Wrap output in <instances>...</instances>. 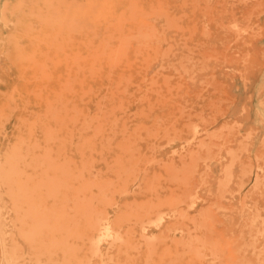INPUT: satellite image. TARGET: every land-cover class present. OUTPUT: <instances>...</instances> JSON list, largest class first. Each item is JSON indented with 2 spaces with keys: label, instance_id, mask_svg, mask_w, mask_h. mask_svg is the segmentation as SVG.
Listing matches in <instances>:
<instances>
[{
  "label": "rangeland",
  "instance_id": "rangeland-1",
  "mask_svg": "<svg viewBox=\"0 0 264 264\" xmlns=\"http://www.w3.org/2000/svg\"><path fill=\"white\" fill-rule=\"evenodd\" d=\"M99 220L264 264V0H0V264H100Z\"/></svg>",
  "mask_w": 264,
  "mask_h": 264
},
{
  "label": "bare ground",
  "instance_id": "bare-ground-1",
  "mask_svg": "<svg viewBox=\"0 0 264 264\" xmlns=\"http://www.w3.org/2000/svg\"><path fill=\"white\" fill-rule=\"evenodd\" d=\"M52 1V0H51ZM77 1V0H76ZM21 2V1H20ZM60 2V1H59ZM95 3V2H94ZM23 4V3H22ZM78 4V3H77ZM81 4V3H80ZM70 5V4H69ZM83 5V4H82ZM23 6V5H22ZM77 6V5H76ZM79 6V5H78ZM41 7V6H40ZM61 7V6H60ZM69 7V6H68ZM95 7V6H94ZM52 8V5H51ZM58 8V7H57ZM85 8V7H84ZM32 9V8H31ZM59 9V8H58ZM78 10L79 7H77ZM43 10V9H42ZM61 10V8L59 9ZM33 11V10H32ZM41 11V10H40ZM49 11V10H48ZM58 11V10H56ZM70 12V11H69ZM59 13V12H57ZM56 13V14H57ZM83 13V12H82ZM85 13V11H84ZM13 14V13H12ZM64 14V13H63ZM77 14V13H76ZM86 14V13H85ZM84 14V15H85ZM136 14V13H135ZM46 17L47 14L45 13ZM75 15V14H74ZM72 15V21H76L74 17H77ZM82 15V14H81ZM74 16V17H73ZM80 16V15H79ZM46 17H44L46 19ZM53 17V16H52ZM64 17V16H63ZM66 17V16H65ZM69 17V16H68ZM82 17V16H80ZM70 18V19H71ZM80 19V18H79ZM78 19V20H79ZM61 20V19H60ZM63 20V19H62ZM67 20V19H66ZM69 21V20H68ZM71 21V20H70ZM66 22V21H65ZM67 23V22H66ZM71 24V22H69ZM67 25H70V24ZM79 23V22H78ZM126 23V20H125ZM80 26V25H79ZM71 27V25H70ZM61 28V27H60ZM78 29V28H77ZM119 52V51H118ZM21 57V56H20ZM91 57V56H90ZM122 57V56H121ZM124 57V56H123ZM119 61H121L119 59ZM17 86V85H16ZM17 89V88H16ZM14 90V89H13ZM111 132V131H110ZM15 146V144H14ZM104 146V145H103ZM14 149V148H12ZM58 163V162H57ZM13 169V167H11ZM8 170V169H7ZM12 171V170H11ZM8 173V172H7ZM5 181V180H4ZM9 184V183H7ZM7 191L9 189H6ZM115 195V194H114ZM94 205V204H93ZM102 221V222H101ZM100 226V229L94 228L97 230L98 235L95 237V239L89 237L88 241V252L90 253L89 260L99 258L101 260L100 264H112L115 261L118 260L119 257H122V255H130L134 253L135 251L138 252H144L150 249V243L148 241V235H146V228L144 229V234L142 233L140 237H137L136 234H129L126 233L123 230L117 229L114 227L111 223L104 222L103 220H99L98 223ZM135 226V225H134ZM61 228V227H60ZM63 229V228H62ZM89 232V231H88ZM93 233V230H92ZM90 234V233H88ZM129 235V236H128ZM90 236V235H89ZM107 242V245H103V242ZM69 242V241H68ZM67 242V243H68ZM74 247V246H73ZM83 249V248H82ZM81 250V249H80ZM79 251V250H78ZM82 252V251H81ZM145 253V252H144ZM142 253V254H144ZM7 264V263H6Z\"/></svg>",
  "mask_w": 264,
  "mask_h": 264
}]
</instances>
